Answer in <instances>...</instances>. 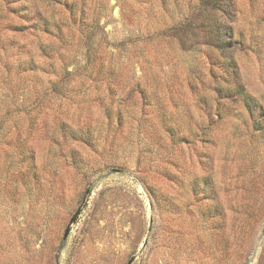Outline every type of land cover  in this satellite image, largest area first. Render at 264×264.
Segmentation results:
<instances>
[{"label": "rangeland", "instance_id": "rangeland-1", "mask_svg": "<svg viewBox=\"0 0 264 264\" xmlns=\"http://www.w3.org/2000/svg\"><path fill=\"white\" fill-rule=\"evenodd\" d=\"M0 264H264V0H0Z\"/></svg>", "mask_w": 264, "mask_h": 264}, {"label": "bare ground", "instance_id": "bare-ground-1", "mask_svg": "<svg viewBox=\"0 0 264 264\" xmlns=\"http://www.w3.org/2000/svg\"><path fill=\"white\" fill-rule=\"evenodd\" d=\"M92 241H93V240H92ZM92 241H91V242H92ZM83 244H84V243H83ZM91 246H92V245H91ZM94 247H95V245H94ZM78 249H79L80 252H81V251H82V252H83V251H84V252L87 251V250H86V246H81V247H80L79 245H76V250H78ZM90 249H91V248H90ZM92 249H93V248H92ZM95 251H96V250H95ZM100 252H101V251H100ZM91 253H92V251H91ZM77 256H78V255H77ZM86 257H87V256H86ZM76 258H77V257H76ZM84 258H85V257H84ZM88 258H89V257H88ZM76 260H77V259H76ZM81 260H82V259H81ZM91 262H92V261H91Z\"/></svg>", "mask_w": 264, "mask_h": 264}, {"label": "water", "instance_id": "water-1", "mask_svg": "<svg viewBox=\"0 0 264 264\" xmlns=\"http://www.w3.org/2000/svg\"><path fill=\"white\" fill-rule=\"evenodd\" d=\"M67 232H68V228L65 230V232H64V236L67 235Z\"/></svg>", "mask_w": 264, "mask_h": 264}]
</instances>
